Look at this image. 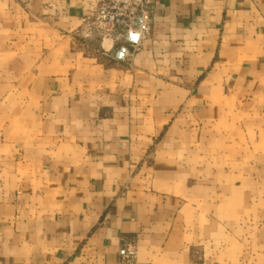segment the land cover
<instances>
[{
	"label": "crops",
	"instance_id": "1",
	"mask_svg": "<svg viewBox=\"0 0 264 264\" xmlns=\"http://www.w3.org/2000/svg\"><path fill=\"white\" fill-rule=\"evenodd\" d=\"M97 6L0 0V264H264V0Z\"/></svg>",
	"mask_w": 264,
	"mask_h": 264
},
{
	"label": "built area",
	"instance_id": "2",
	"mask_svg": "<svg viewBox=\"0 0 264 264\" xmlns=\"http://www.w3.org/2000/svg\"><path fill=\"white\" fill-rule=\"evenodd\" d=\"M156 0H98L96 10L84 18L105 32L115 30L122 24L128 33H135L137 40L145 39L150 31V21ZM136 250L126 245L122 250L123 260L130 262Z\"/></svg>",
	"mask_w": 264,
	"mask_h": 264
},
{
	"label": "water",
	"instance_id": "3",
	"mask_svg": "<svg viewBox=\"0 0 264 264\" xmlns=\"http://www.w3.org/2000/svg\"><path fill=\"white\" fill-rule=\"evenodd\" d=\"M123 55V51L119 52L118 56H122Z\"/></svg>",
	"mask_w": 264,
	"mask_h": 264
},
{
	"label": "trees",
	"instance_id": "4",
	"mask_svg": "<svg viewBox=\"0 0 264 264\" xmlns=\"http://www.w3.org/2000/svg\"><path fill=\"white\" fill-rule=\"evenodd\" d=\"M100 53H102V52L100 51Z\"/></svg>",
	"mask_w": 264,
	"mask_h": 264
}]
</instances>
